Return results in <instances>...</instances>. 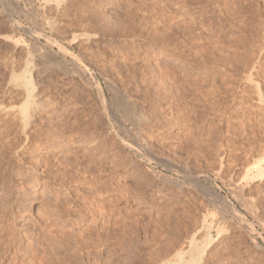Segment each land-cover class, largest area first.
I'll use <instances>...</instances> for the list:
<instances>
[{
    "label": "rangeland",
    "instance_id": "374dc122",
    "mask_svg": "<svg viewBox=\"0 0 264 264\" xmlns=\"http://www.w3.org/2000/svg\"><path fill=\"white\" fill-rule=\"evenodd\" d=\"M263 51L264 0H0V264H158L204 216L235 228L202 264H264V177L248 172L264 157V104L246 81L264 96ZM24 61L49 106L27 128L9 84ZM126 101L147 125L133 127Z\"/></svg>",
    "mask_w": 264,
    "mask_h": 264
},
{
    "label": "bare ground",
    "instance_id": "6f19581e",
    "mask_svg": "<svg viewBox=\"0 0 264 264\" xmlns=\"http://www.w3.org/2000/svg\"><path fill=\"white\" fill-rule=\"evenodd\" d=\"M189 3V2H188ZM219 4V3H218ZM184 6V5H183ZM185 8V7H184ZM58 9V8H57ZM63 9V8H62ZM180 10V9H179ZM183 10V9H182ZM60 11V9L58 10ZM56 10V12H58ZM187 11V10H186ZM183 12V11H182ZM8 16V20L10 22V24L8 25V27L11 29H13L15 27V24H17L16 20L7 12L6 13ZM185 14V13H183ZM182 14V15H183ZM58 15V14H57ZM56 15V16H57ZM55 16V17H56ZM59 16V15H58ZM230 16V15H229ZM177 17V16H176ZM181 17V16H180ZM49 18V17H47ZM46 18V24L47 27L50 29L51 33L52 32H59L60 26L58 22H56L53 19H47ZM180 21V20H179ZM182 22V21H181ZM180 22V23H181ZM198 22V21H197ZM41 23V22H40ZM179 23V24H180ZM45 24V25H46ZM195 24V23H194ZM202 25V24H201ZM187 26V25H185ZM241 26V25H240ZM19 27L23 28L24 31L28 34L31 35H35L32 30H30L29 28L24 27L23 25L19 24ZM179 27V26H177ZM194 27V26H193ZM185 28V27H184ZM22 29V30H23ZM173 29V28H172ZM171 29V30H172ZM177 29V28H176ZM179 29V28H178ZM177 29V30H178ZM186 29V28H185ZM205 29V28H203ZM202 29V30H203ZM9 31V32H10ZM23 31V32H24ZM61 31V30H60ZM188 31V30H187ZM209 31V30H208ZM13 33V30H12ZM184 35V34H182ZM191 35V34H190ZM209 35V33H208ZM29 36V35H28ZM211 36V35H210ZM214 36V35H213ZM35 39V38H34ZM45 39L47 41V44L50 47H54V48H58V51L61 54H64L66 57H70L76 61H79L75 55H73L67 48L61 46L58 41H56L53 38H50V36H45ZM89 39V38H88ZM212 39V38H211ZM87 41V40H86ZM16 44V48L21 46L18 42L15 43ZM20 49L22 50V48L20 47ZM264 52V51H263ZM42 55V54H41ZM44 55V53H43ZM63 56V55H62ZM64 56V57H65ZM196 56V55H195ZM42 57V56H40ZM201 57V56H200ZM37 58V57H36ZM44 58V57H43ZM65 59V58H64ZM203 60V59H202ZM201 60V61H202ZM198 61V60H197ZM26 62V61H24ZM60 63V62H59ZM25 64V63H24ZM61 64V63H60ZM196 64V63H195ZM250 65V64H249ZM25 66V70L23 71V73L15 75L13 73L11 80H10V87H12L13 90H17V92H19L21 94V96H23L24 99V103H22L21 106L19 107H13L12 112H15V118H17L20 123L24 124L23 127L27 128L29 124L32 125L31 121H33L34 119H37L36 117L38 115H41L43 113H45L47 110H49V106L48 108L46 106L43 105V103H41L42 101L40 99L38 95L37 91H36V87H34L33 82L31 77L29 76V66L30 63H27L24 65ZM61 66V65H59ZM82 66V65H81ZM205 66V65H204ZM255 67V66H254ZM254 67L252 68L254 70ZM62 68V67H60ZM249 68V67H248ZM250 69V68H249ZM43 70V69H42ZM46 70V69H45ZM79 75L85 76L87 73H89V69L82 66L79 69ZM218 73V72H217ZM248 73V72H247ZM218 75V74H217ZM93 76V75H92ZM246 76V75H245ZM93 78V77H92ZM224 79V77H223ZM229 81V80H228ZM244 81V80H243ZM246 81L254 84L256 86V89L258 91V103L259 104H264V96H262V92L259 90V86L258 84L253 80L252 78V74L250 72V74H247V78ZM245 81V82H246ZM111 82V81H110ZM226 82V81H225ZM96 89L99 91L98 93L101 95L102 100H103V107L105 110L108 109V104H107V100L106 98L103 96V89L102 86L98 83V81L96 80ZM36 86V85H35ZM110 86L112 87V85L110 84ZM108 85V87H110ZM115 87V85H114ZM198 87V86H197ZM116 89V88H115ZM118 91V89H117ZM243 91V90H242ZM245 91V90H244ZM16 92V93H17ZM42 93V92H41ZM244 93V92H242ZM98 94V95H99ZM43 95V94H42ZM99 95V96H100ZM119 95V94H118ZM20 96V98H21ZM100 98V97H99ZM40 100V102H39ZM43 100V99H42ZM22 101V100H21ZM44 101V100H43ZM102 103V102H101ZM46 104V103H45ZM125 110L127 109L128 112L133 116V119H129L130 122L132 123L133 127L137 129H139V127H141L142 124H146V119L141 115V114H137V112L135 111V107L132 106V104L129 101L125 102V106H124ZM51 108V107H50ZM10 109V110H11ZM52 109V108H51ZM126 110V111H127ZM0 111H2V109L0 108ZM9 112V111H8ZM2 114V112H1ZM127 114L126 116L130 115ZM7 115V114H6ZM130 115V116H131ZM14 116V115H12ZM128 116V117H130ZM10 117V116H9ZM127 118V117H126ZM5 119V118H4ZM43 122V121H42ZM34 123V122H33ZM44 124V123H43ZM147 125V124H146ZM30 126V125H29ZM47 126V125H46ZM10 127V126H9ZM37 127V125H36ZM5 130V129H4ZM2 131V130H1ZM31 131V130H30ZM10 132V131H9ZM25 132V131H24ZM23 132V133H24ZM140 134V133H139ZM32 135V134H31ZM2 136V135H1ZM6 139V138H5ZM37 141V140H36ZM35 141V142H36ZM23 142V141H22ZM44 142V141H43ZM121 143L123 145V147L131 152H133L135 155H137V157H140V159H138L141 162H146V163H150V164H156L157 166L162 165V162L160 159H157L155 157V155L153 156L150 152H147L146 154H142L140 152H138L137 150H135V148L125 139L121 140ZM3 144V143H2ZM10 144V143H9ZM18 144V143H17ZM38 145V144H37ZM19 146V145H18ZM8 147V146H7ZM21 147V146H20ZM23 150V149H22ZM24 151V150H23ZM27 151V150H26ZM22 157V156H21ZM261 158V157H260ZM20 159V158H19ZM165 163V162H164ZM163 163V164H164ZM167 163V162H166ZM252 166L250 167L248 172H253L254 176L249 178L250 180L253 181H257L259 178H263L264 177V157L262 159H257L253 164H251ZM164 166V165H163ZM171 166V165H170ZM165 167V166H164ZM169 167V166H168ZM173 167V166H172ZM170 168V167H169ZM168 168V169H169ZM175 168V167H174ZM179 168V167H177ZM167 169V168H166ZM172 169V168H171ZM170 169V170H171ZM171 171H175L177 174H179L180 176H182L184 182L187 180H192L194 177L193 176H189L187 175L184 171L182 170H176V169H172ZM197 179V178H196ZM248 179V180H249ZM5 193V192H4ZM1 196V195H0ZM116 200V199H115ZM7 203V202H5ZM226 205L231 213V216L233 218V221L235 220V224L236 226L238 225L239 227H245L249 230V235L248 238L249 240L253 243V244H257L255 243L256 241L253 239V235L254 232H256L253 224L247 220L246 216L244 215V213L239 210L234 203H232L231 201H228L227 199L225 200ZM5 205V204H4ZM108 205V204H107ZM6 206V205H5ZM224 206V208L226 207ZM250 206V205H249ZM2 207V206H1ZM10 207V205H9ZM217 208L219 206H216ZM251 207V206H250ZM216 210V209H215ZM218 210H220L218 208ZM217 211V210H216ZM225 212V211H224ZM10 213V212H9ZM217 213V212H216ZM17 215V214H16ZM105 215V214H104ZM214 215H216L214 213ZM213 215V217H215ZM219 217V212L218 215H216V217ZM221 216V213H220ZM228 218V217H227ZM7 219V218H6ZM215 220H217V224L213 225L214 222L212 223H208L207 218L204 216L202 217V221L201 222H196L197 224L200 223L199 225H197L193 231L190 232V234L186 235L184 239H182L181 241L178 242H173V244H166L165 241V250L162 254H160L159 258H158V264H202L205 261H207L206 257H211L212 255V250L217 246L219 240L221 239V237L223 235H225L228 231H231V233L234 231L233 225H231L229 228L227 226V228L224 227V225L222 226V222H225L226 219L222 218V221H219L218 218H215ZM231 220V219H230ZM5 222V221H4ZM54 222V221H53ZM8 223V222H6ZM233 223V222H232ZM224 224V223H223ZM234 224V225H235ZM46 225V224H45ZM52 225V224H51ZM230 225V224H229ZM43 226V225H42ZM11 227V226H10ZM47 227V226H46ZM45 227V228H46ZM193 227V226H192ZM1 228V227H0ZM9 228V227H8ZM44 228V227H43ZM53 228V226H52ZM7 229V228H6ZM12 229V227H11ZM49 229V228H48ZM5 231V230H4ZM10 231V230H9ZM45 231V230H44ZM1 232V231H0ZM43 232V231H42ZM216 232V236L213 235V233ZM8 233V232H6ZM248 233V232H247ZM13 235V234H12ZM54 235V234H53ZM57 235V234H56ZM7 236V235H6ZM15 236V235H14ZM180 237V236H179ZM178 237V238H179ZM7 238V237H6ZM13 238V237H12ZM43 238V237H42ZM36 240V239H35ZM47 241V240H46ZM34 242V241H33ZM39 242V241H38ZM47 243V242H46ZM251 243V244H252ZM40 244V243H39ZM44 244V243H43ZM54 244V243H53ZM88 244V243H87ZM252 244V245H253ZM87 246V245H86ZM255 246V245H254ZM253 246V247H254ZM4 247V246H3ZM30 247V246H29ZM89 247V245H88ZM79 248V246H78ZM258 248V247H257ZM1 249V248H0ZM34 249V248H33ZM86 249V248H85ZM76 251V250H75ZM74 252V250L72 251ZM78 252V251H77ZM81 253V252H80ZM34 254V253H33ZM32 254V255H33ZM73 254V253H72ZM79 254V253H78ZM70 255V254H69ZM77 255V254H76ZM81 255V254H80ZM88 255V254H87ZM34 256V255H33ZM84 256V255H83ZM36 257V256H35ZM59 258V257H58ZM81 258V257H80ZM36 259V258H35ZM61 259V258H60ZM64 259V258H63ZM65 260V259H64ZM79 260V259H78ZM35 261V260H34ZM24 262V261H23ZM30 262V261H29ZM33 262V261H32ZM39 262V261H38ZM65 262V261H64ZM42 263V262H41ZM69 263V262H68ZM29 264V263H28ZM33 264V263H32ZM94 264V263H93Z\"/></svg>",
    "mask_w": 264,
    "mask_h": 264
}]
</instances>
